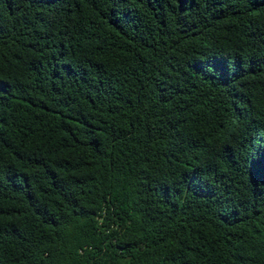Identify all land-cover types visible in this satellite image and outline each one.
I'll return each instance as SVG.
<instances>
[{
    "label": "trees",
    "instance_id": "trees-1",
    "mask_svg": "<svg viewBox=\"0 0 264 264\" xmlns=\"http://www.w3.org/2000/svg\"><path fill=\"white\" fill-rule=\"evenodd\" d=\"M0 264H264V0H0Z\"/></svg>",
    "mask_w": 264,
    "mask_h": 264
}]
</instances>
